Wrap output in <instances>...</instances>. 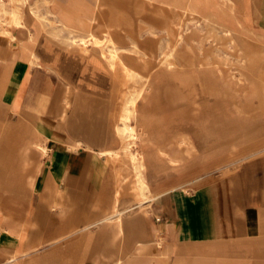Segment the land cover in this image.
<instances>
[{"label":"crops","instance_id":"crops-1","mask_svg":"<svg viewBox=\"0 0 264 264\" xmlns=\"http://www.w3.org/2000/svg\"><path fill=\"white\" fill-rule=\"evenodd\" d=\"M66 4L74 7L73 0ZM79 5L88 11L83 19L87 28L100 33L108 24L130 59L137 55L134 44L153 38L150 30L149 35H140L147 25L135 19L138 13L125 14L97 2L91 8L85 0ZM23 21L27 27L10 28L13 42L2 33L7 24L0 22V264H12V258L19 264H115L118 259L122 264H264V144L257 152L244 153L226 180L189 192L172 185L196 168L174 178L166 174L152 183L150 170L154 175L161 166L149 159L147 173L152 199L158 196L160 220L143 215L150 202L124 195L119 203L124 209L122 233L115 220L110 224L112 214L106 213L116 182L109 163L98 154L121 145L116 116L122 70L113 72L100 50L96 56L103 61V70L73 55L60 66L59 51H69L62 37L68 31H43L30 3L23 7ZM44 44L51 53L42 49ZM22 46H31L37 63ZM180 56L192 63L196 59L188 53ZM191 69H157L151 81L176 83L177 103L188 105L197 89L206 85ZM151 95L150 88L138 107ZM194 113L173 114L172 128ZM162 119L158 111L163 126ZM181 138L188 141L185 135ZM76 141L83 146L75 148ZM259 142H264V133Z\"/></svg>","mask_w":264,"mask_h":264},{"label":"rangeland","instance_id":"rangeland-1","mask_svg":"<svg viewBox=\"0 0 264 264\" xmlns=\"http://www.w3.org/2000/svg\"><path fill=\"white\" fill-rule=\"evenodd\" d=\"M53 1L56 0H29L48 32L57 26L49 12ZM85 1L94 8L96 0ZM135 1L129 0L128 6L133 15ZM197 1L200 3L201 0ZM158 7L168 9L162 0L155 4L145 2L135 19L147 25L142 29V37L149 35L150 26L155 24L152 37L156 43L164 45L168 36L162 28V20L154 15ZM202 8L214 12L218 21L231 27L232 31L226 33L218 27L212 29L202 20L184 18L187 41L182 53L196 56L190 73L206 85L197 89L188 105L163 102L160 109L163 135L158 140L161 150L154 144L146 146L150 163L161 166L154 175L153 169L150 170L152 183H158L166 174L174 178L197 169L183 182L172 185L187 192L207 182L226 180L236 168V161L244 160L241 157L244 153L257 152L264 144L259 142L264 133V0H231V5L230 0H210ZM103 11L105 15L108 13L106 8ZM248 49H255L259 56V64L253 70L246 69L244 64ZM204 61L208 64L201 65ZM106 100L109 102L107 96ZM187 111L195 112L194 116L181 118L179 128H172V115ZM182 135L188 141L183 140ZM230 162L236 163L230 165ZM157 197L155 195L149 209L142 212L151 221L160 220Z\"/></svg>","mask_w":264,"mask_h":264},{"label":"bare ground","instance_id":"bare-ground-1","mask_svg":"<svg viewBox=\"0 0 264 264\" xmlns=\"http://www.w3.org/2000/svg\"><path fill=\"white\" fill-rule=\"evenodd\" d=\"M67 1L68 0L53 1L52 5L54 7V11H51L49 8V12L54 17V21L57 25L51 28L61 34L65 30L68 31V34H63L62 37L68 42L67 45L69 51H59L57 56L59 65L61 66L71 55H73L75 57L86 58L95 67L103 70L104 63L96 56L97 51L100 50L102 57L107 59L108 67H110L113 72H118L120 68L122 70L121 86L123 92L120 108L116 116V130L117 134L121 137V145L116 149L108 148L102 150L98 152V154L109 163L110 171L116 182V189L113 193L111 202H109L106 207V213L112 214L110 224L115 220L117 222L116 224L120 227L119 229L123 233L124 209H120L119 207L121 198L124 195H127L129 198H134L138 201L150 202L152 200L153 191L150 188L147 173L149 157L146 151V146L148 144H154L156 145L157 149L160 150L157 137H159V134L163 133V126L158 120V111L160 110L158 109L156 112L154 108L161 107L165 101L174 103L179 99L176 83L170 80L169 82L158 80L155 77V79L151 81V73L157 69L185 70L193 66L194 63L188 62V59H179L181 57V53L184 51L185 42L187 41V38L184 34V18L186 16L194 20H202L212 29L218 27L226 33H231L232 28L225 23L219 22L218 17L214 12L203 11L202 7H205L210 2V0H201L200 3L197 0H162V3L168 9L165 10L162 7H158L155 9L154 15L158 19L162 20V28H164L165 34L168 36L166 43L164 46H162V44H159L158 46L154 38H147L148 41L142 45L139 43L134 44L137 55L135 56V59H130L122 52L123 49L119 47V43L108 24L104 25V27L100 29V33L94 29H88L83 20L84 16L88 14V11L83 6L79 5V3H82V1L73 0L74 7H68L66 4ZM96 2L97 6L106 5L110 8L116 7L122 13H131L128 8L129 0H96ZM145 2L155 4V2H159V0H136L133 6L134 13L140 14L143 10V5ZM9 3H12L13 5L7 6ZM27 3H30L31 11L37 20L39 22L42 21L29 0H0V22L4 21L7 24L6 29L2 30V33L12 38V42L14 41V37L10 34V28L13 25H22L27 27L26 23L23 21V7ZM228 8L230 9V7ZM111 17H113V15ZM40 23L44 31L45 27L42 22ZM29 27L32 26L30 25ZM154 27L155 24H152L149 28L152 35H155L153 30ZM30 33H32L31 30ZM224 35L225 34H223V36ZM22 48L31 54L33 63H37L38 57L34 52L31 51V46H22ZM42 49L51 53L50 47L46 44H44ZM89 51L91 54L90 56H87V52ZM205 64H208V61L201 63V65ZM244 64L248 70L255 69V66L259 64V56L255 49L247 50ZM168 72L166 73L165 71L164 74H168ZM160 74H162V72ZM150 88L152 95L148 100L149 102L144 101L143 104L138 107V102L145 97ZM74 89L75 88L73 87V92ZM168 96L169 99H167ZM82 146L83 145L79 141L74 143L75 148H80ZM141 226L142 223H140V227ZM11 263L19 264L16 258H12ZM115 264H122V260L118 259Z\"/></svg>","mask_w":264,"mask_h":264}]
</instances>
